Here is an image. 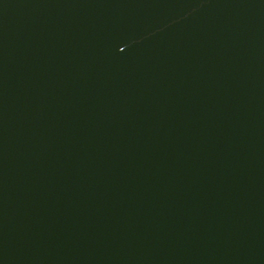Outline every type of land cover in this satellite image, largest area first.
Instances as JSON below:
<instances>
[{
	"label": "water",
	"instance_id": "95a60500",
	"mask_svg": "<svg viewBox=\"0 0 264 264\" xmlns=\"http://www.w3.org/2000/svg\"><path fill=\"white\" fill-rule=\"evenodd\" d=\"M0 264H264V0H0Z\"/></svg>",
	"mask_w": 264,
	"mask_h": 264
}]
</instances>
